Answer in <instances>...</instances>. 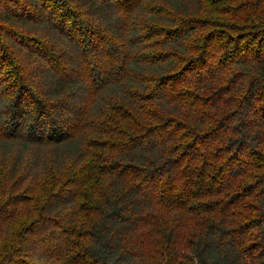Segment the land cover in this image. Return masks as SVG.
Segmentation results:
<instances>
[{
  "label": "trees",
  "instance_id": "1",
  "mask_svg": "<svg viewBox=\"0 0 264 264\" xmlns=\"http://www.w3.org/2000/svg\"><path fill=\"white\" fill-rule=\"evenodd\" d=\"M0 264H264V0H0Z\"/></svg>",
  "mask_w": 264,
  "mask_h": 264
}]
</instances>
